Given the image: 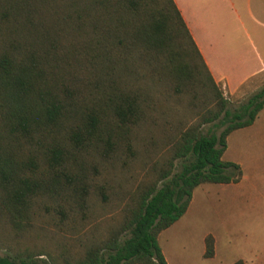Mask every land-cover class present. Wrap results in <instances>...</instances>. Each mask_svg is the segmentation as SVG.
<instances>
[{
  "label": "trees",
  "instance_id": "1",
  "mask_svg": "<svg viewBox=\"0 0 264 264\" xmlns=\"http://www.w3.org/2000/svg\"><path fill=\"white\" fill-rule=\"evenodd\" d=\"M158 85L183 98L190 117H165ZM228 104L174 0H0V214L7 222L33 226L43 196L59 202L64 218L66 209L91 211L93 193L105 201L111 167L144 122L146 142L168 153L151 163L119 224L79 254L27 248L0 254V264H168L159 232L185 212L197 185L240 178V164L222 154L227 135L264 107V86L239 107ZM216 122L218 132L202 131ZM213 253L207 233L203 256Z\"/></svg>",
  "mask_w": 264,
  "mask_h": 264
},
{
  "label": "rangeland",
  "instance_id": "2",
  "mask_svg": "<svg viewBox=\"0 0 264 264\" xmlns=\"http://www.w3.org/2000/svg\"><path fill=\"white\" fill-rule=\"evenodd\" d=\"M256 19L264 23V18ZM215 27L237 30L235 36L233 33L230 36L224 34L222 39L214 41L219 59L222 56L239 57L247 68L257 65L258 51L264 53V37L259 39L263 33L254 35L252 40L249 35L241 33L248 26ZM261 73L249 78L233 94L219 83L229 98L231 110L264 86V72ZM157 91L165 111H168V114L164 113L165 117L173 121L190 117L192 109L172 89L158 85ZM221 127L219 123H207L202 126V131L218 132ZM155 135L160 137L161 132ZM119 155L107 176L111 183V188L105 190L108 198L102 201L93 193L89 199L92 210L85 211L84 215L82 210L74 207V211L66 209L64 218L58 212L59 202L45 196L34 204L33 226L27 229L13 227L0 214V254L21 255L27 248L33 253L45 248L52 254L76 255L84 250L93 236H106L107 228L117 226L121 221L124 208L131 204L132 192L150 178L151 163L168 153L165 147L151 146L146 142L144 122L131 149ZM222 157L240 164V178L230 182L201 183L193 189L187 210L158 234L168 264H232L238 258L245 264H264V107L251 124L236 128L227 135ZM96 164L101 169L104 163L98 160ZM174 164L173 171L179 170L181 161L176 159ZM57 220L62 226L54 224ZM207 233L214 236L215 254L211 257L203 256ZM39 257L47 258V255Z\"/></svg>",
  "mask_w": 264,
  "mask_h": 264
},
{
  "label": "crops",
  "instance_id": "3",
  "mask_svg": "<svg viewBox=\"0 0 264 264\" xmlns=\"http://www.w3.org/2000/svg\"><path fill=\"white\" fill-rule=\"evenodd\" d=\"M174 1L214 81L221 83L227 92L235 93L249 78L264 72V53L258 51L257 65L247 68L244 60H239V57L238 59H231L222 56L219 59L214 48V41L217 42V40L222 39L224 34L227 36H230L231 33L233 36L237 34L235 28L223 30L215 26H248L241 31L243 36L249 35L250 39L253 40L254 35L263 33L259 39L264 37V23L256 19L264 18V0Z\"/></svg>",
  "mask_w": 264,
  "mask_h": 264
}]
</instances>
